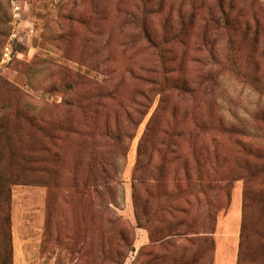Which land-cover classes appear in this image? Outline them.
Returning <instances> with one entry per match:
<instances>
[{"label":"rangeland","instance_id":"374dc122","mask_svg":"<svg viewBox=\"0 0 264 264\" xmlns=\"http://www.w3.org/2000/svg\"><path fill=\"white\" fill-rule=\"evenodd\" d=\"M145 1L155 5L159 0ZM200 1L163 0L159 9H147L143 16L136 9L141 0H0V125L7 129L0 135V181L5 180L0 261L213 264V234L236 197L242 220L243 179L216 192L207 190L221 210L208 205L197 195L201 183L196 177L204 179L210 170L197 146H205L219 175H245L258 167L239 149L264 148V0H223L230 14L257 26L254 45L248 38L237 42L233 35L228 42L229 35L216 27L221 17L214 0H206L209 7L192 9ZM131 13L145 20L157 39L165 29L174 33L170 29L178 27L180 13L192 15L183 38L165 58L181 64L174 74L190 86L200 82L193 93L152 91L150 106L134 111L136 91L150 89L137 77L160 67L157 51L129 22ZM242 74L247 78H239ZM209 77L213 83L203 82ZM30 114L52 130L49 136L27 125ZM199 124L208 127L197 130ZM105 126L121 131V142L111 145L115 183L108 205L109 196L104 199L108 211L92 192L84 168L91 148L106 142L99 140ZM168 129L186 133L168 138ZM175 141L188 153L186 165L180 159L168 161L162 143ZM54 154L55 175L47 170ZM11 175L19 181L6 183ZM195 195L198 204L192 202ZM187 197L191 202L183 227L191 231L161 240L169 220L180 215L157 213L158 205L185 204ZM250 205L249 227L258 235L247 242L254 248L248 257L258 259L264 256V215L258 203ZM208 209L213 211L209 244L202 233V227H209L203 221Z\"/></svg>","mask_w":264,"mask_h":264},{"label":"trees","instance_id":"16d2710c","mask_svg":"<svg viewBox=\"0 0 264 264\" xmlns=\"http://www.w3.org/2000/svg\"><path fill=\"white\" fill-rule=\"evenodd\" d=\"M139 5L136 6V9H141L140 13L144 16L147 15L148 10L147 9H159L161 7V1L159 0L155 5H150L147 1L142 2ZM216 7L218 8V13L220 14V21L216 22L217 29L222 31L223 33L228 37V42H231L233 39V36L237 38V42L241 41L242 39L248 38L251 40V43L254 45V40L258 39V29L257 26H251L248 19H242L241 15L234 16L230 14V9L226 5H230L229 3H223V0H214ZM206 0H201L198 4H192V9L195 8H202V7H209L206 5ZM227 7V8H226ZM229 9V10H227ZM230 11V12H229ZM156 13V12H155ZM193 13V12H191ZM238 15V14H237ZM178 17V27L174 28L172 27L170 31L172 30L174 33L169 35V30L166 31V29L162 32L160 35V38H156L155 36L151 35L149 31H147L145 26V20H140L137 18V16H133V14H129V22L133 23L134 25H138V28L140 29L142 36L149 47L153 48L157 51L158 55V62L160 70H152L150 71V74L146 77H137L139 81L142 83H145V85H148L150 89L148 90H141L136 91L135 95L138 94L141 99L137 100L134 96L131 99V103L136 104V108H134V111L140 112V109L148 108L150 106V103L153 102V98L150 96V92L156 91L157 93H163L166 90H176L178 93H188L191 94L195 91L197 87L200 86V82L198 80L191 81V86L187 83L186 79L178 77L174 73L177 71L178 68H181V64H175V59L173 57H167L165 58V53L172 55L173 53V47L174 42H179L186 30L185 25L188 23L190 24V21L192 19V15H188L187 18H185L182 13H180ZM233 35V36H232ZM224 36V35H223ZM225 37V36H224ZM168 44V45H167ZM167 46V47H166ZM264 52V50H263ZM174 64V65H171ZM239 78L244 79L247 78L244 74L239 75ZM211 80V83H213L214 78L209 77L203 79L204 81ZM72 105H75V103L72 102ZM25 108H28L27 105H24ZM84 108V107H83ZM27 125L34 127L37 131L45 133L47 136L52 132V130L49 127L44 126L45 123L42 120L37 121L35 119V116H32L31 114L27 116ZM197 130H204V128L208 126H204L203 124H199L195 126ZM58 129H61V127H58ZM7 132V129L5 130L0 125V135L2 133L5 134ZM239 133H236L237 135L243 134L241 131H237ZM165 134H167L168 138L172 136H175V138H180L182 135H185V131L183 129L181 130H165ZM3 134V135H4ZM100 137L99 140L106 141L101 142L99 148L97 146V150H94L95 147H92L89 156L87 158L86 163L84 164L85 170H87V182L89 186L92 188V192L100 199L101 201V207L105 211L108 207L106 206V203L104 202L105 197L109 196V199L107 201V205L109 203V200L112 196L113 183H115V173H114V163H113V154H114V148L111 149L112 143H120L121 142V131L118 128H110L108 126H105L100 131ZM170 135V136H169ZM54 138V137H53ZM171 139V138H170ZM162 145L165 148V151L169 152V155L171 158L168 161H172L173 159H180V161L183 163V165H186V156L188 153H185V151L181 152V144L178 141L175 142H165L162 143ZM195 146V145H194ZM194 146H190V150L195 149ZM44 149L49 152V148L46 146H43ZM201 152L204 154V158L202 162L206 161V165L210 167V170H208V175L205 176L204 179L202 177L197 176L196 182L201 183V185L198 186L197 195L200 194L202 198L205 201H208V205L212 206L213 208L217 209L218 211L221 210L220 208H217L215 204H212L210 202L211 196L207 193V190L211 191H218L223 189L224 187L228 186L231 181L238 180L239 178L243 179V189H242V220L240 225V232H239V241H238V251H237V263L236 264H264V256L261 258H251L248 257L250 254L254 255V248L250 245L248 246L247 242L253 235H258V231L250 228L249 226V216L251 213V210L253 207H251L250 203H258L261 207V213L264 215V148L259 147H253L251 145H241V149H239L242 152H247L249 154V157L251 160L257 161L258 167L254 165L253 169H256L255 171L250 172L249 174H241L230 176V175H219L218 173H215L213 163L209 160V152L205 148L203 144H199L197 146ZM193 153V152H192ZM139 154V152H138ZM167 157V155H165ZM53 162V165H51V168H48V172L56 174V167L54 168V164L58 162V156L55 154L53 155V158L49 160V162ZM198 160V158H197ZM196 160V161H197ZM250 164V163H249ZM54 168V169H53ZM93 169V172H92ZM52 170V171H51ZM7 182L11 184H15L19 181V178L17 175H11L6 178ZM5 183V180L2 178L0 181V197L2 196V193L4 189H2L1 183ZM23 184V183H20ZM254 184V185H253ZM7 194L8 189H6ZM4 195V194H3ZM5 200H8V196L4 195ZM185 204L181 205H171L170 203H164L159 204L157 208V213L163 214L164 212H167L169 214L178 213L180 215L179 219H176L175 217H172V219L169 220L170 227L168 228V232L163 234V237L160 239H168L171 237H180L183 235H186V231H191L190 229H186V227H183L185 225L184 222V216L188 213V207L187 205L190 204L189 197L183 199ZM192 202L200 203V200L197 198V196H194V199ZM160 205H165V207H160ZM263 206V207H262ZM213 214L212 209L206 210L203 221L206 223L207 229L202 227V233L206 235L205 242L211 243V240L209 238V235L213 233L210 228V221L212 220V217L210 218V215ZM161 224L164 223L163 217H160L158 220ZM138 224L139 221H138ZM178 227H182L184 231L177 230ZM197 231L194 230L192 234H196ZM208 234V236H207ZM120 238L123 239L122 233H120ZM188 238V237H187ZM190 240V239H187ZM249 251V252H248ZM188 261H186L184 264H187ZM0 264H11L8 263L5 260L0 261Z\"/></svg>","mask_w":264,"mask_h":264},{"label":"crops","instance_id":"0c3cea01","mask_svg":"<svg viewBox=\"0 0 264 264\" xmlns=\"http://www.w3.org/2000/svg\"><path fill=\"white\" fill-rule=\"evenodd\" d=\"M237 197L235 198V205L228 213L220 217L218 226L213 234L214 236V250H213V264H235L241 215L237 208Z\"/></svg>","mask_w":264,"mask_h":264}]
</instances>
